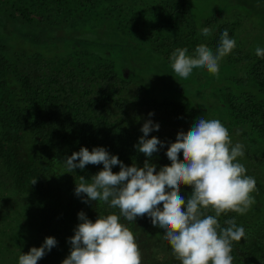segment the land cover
Segmentation results:
<instances>
[{
	"label": "trees",
	"instance_id": "obj_1",
	"mask_svg": "<svg viewBox=\"0 0 264 264\" xmlns=\"http://www.w3.org/2000/svg\"><path fill=\"white\" fill-rule=\"evenodd\" d=\"M130 3V0H39V4H36L29 0H0V121L4 127L0 138V169L4 171L3 178L10 186L28 188L34 200L42 206L41 217L44 219L75 216L84 212L88 220L95 222L98 216L119 215L118 209L109 208L99 201L85 204L82 202L86 198L84 194L79 197L75 195V186L80 182L78 177L83 176L87 181L101 171L103 165H87L83 170L65 173L61 161L66 157L82 147L90 152L93 148L103 147L125 166L135 163L137 167H143L145 159H149L158 172L161 167L170 166L165 153L169 144L176 141L177 133H186L200 118L195 113L196 120L181 123L177 116L190 109L187 104L148 96L140 84L118 76L112 64L109 69L103 66L106 70L103 73L80 75L71 66L70 55L44 58V51L36 52V47L42 42L37 35L43 36L47 32L38 27L37 21L49 23L51 10H55L58 17L63 14L61 10L69 5L82 9L84 6L92 8L95 5ZM136 3L162 6L161 21L152 26L150 32L153 34L151 37L155 34L164 36L165 44L171 45L167 47L171 52V49L174 51L186 45H197L195 36L198 29L196 22L190 19L189 0H158L157 3L136 0ZM34 4L43 6L38 8ZM166 5L168 7L165 8ZM37 10L42 11L40 19L35 21L30 16ZM124 19L127 22L129 16ZM55 25L53 23L49 27L59 30ZM20 26L23 30L28 29V32L24 30L18 33ZM200 27L204 28V24ZM225 29L232 37L231 25L221 27L218 38L210 41L209 47L219 46ZM146 40L154 42L153 39ZM29 44L32 50L28 48ZM158 45L157 42L154 50L168 61L170 55L158 49ZM76 53L71 54L72 57ZM244 79L254 82L260 91H264V57L255 55L252 58ZM236 84L241 85L243 81L238 79ZM221 97L226 105V120L220 122L229 126L236 137L234 142L239 141L243 146L245 154L238 158L239 162L246 168V175L255 179L256 187L261 188L259 182L264 177L262 106L253 100L238 105L233 102L229 90L223 92ZM149 113L153 115L149 116ZM149 119L153 124H159V130L150 132L146 139L156 137L164 147L151 158H146L134 146L143 135L141 127ZM77 126L86 129L78 137L72 134ZM114 134L121 137L113 136L112 141L110 136ZM115 141H126L131 145L115 151L108 149L107 145ZM255 148H259V153ZM178 159L182 162L183 155L180 154ZM119 170L118 165L112 168L114 174ZM191 191V187L182 185L180 195L187 199ZM254 199L255 203L247 213L239 215L230 212L219 217L222 227L226 226V219L235 218L237 225L245 230L244 238L232 244L233 264H264V203ZM120 222L134 234L141 252V264H180L163 238V230L153 227L149 217H138L134 222L121 218Z\"/></svg>",
	"mask_w": 264,
	"mask_h": 264
},
{
	"label": "clouds",
	"instance_id": "obj_2",
	"mask_svg": "<svg viewBox=\"0 0 264 264\" xmlns=\"http://www.w3.org/2000/svg\"><path fill=\"white\" fill-rule=\"evenodd\" d=\"M211 32L209 27L201 29L204 37ZM235 47L236 41L225 29L215 52L206 44L198 45L191 56L187 48H177L169 57L170 66L181 79H188L194 69L218 75L220 61ZM255 55L264 57V48L257 47ZM158 130L159 124L150 119L140 129L143 135L134 147L146 158L164 147L156 137L146 139L150 132ZM180 154L182 162L178 159ZM244 154L241 144H232L229 131L220 120L203 117L197 118L186 133H177L176 141L169 144L165 153L170 166L161 167L158 172L149 159H145L143 167L135 163L125 166L103 147L91 152L80 148L61 161L65 173L83 170L87 165L102 164L103 169L87 181L78 177L75 195L84 194L85 204H107L118 209L119 215L98 216L92 222L84 212L78 213L81 223L69 238L70 254L62 264H141L134 234L120 221L123 218L134 222L145 216L153 227L163 230V238L180 264H233L232 244L244 238L245 230L235 218L226 219V226L222 227L219 217L230 212L243 215L255 203L252 193L257 191L256 181L246 175V168L238 159ZM117 165L120 170L114 174L112 168ZM35 183L36 178L32 181ZM182 185L192 189L187 199L180 195ZM56 244L55 238H45L39 248L21 254L18 264H37Z\"/></svg>",
	"mask_w": 264,
	"mask_h": 264
},
{
	"label": "rangeland",
	"instance_id": "obj_3",
	"mask_svg": "<svg viewBox=\"0 0 264 264\" xmlns=\"http://www.w3.org/2000/svg\"><path fill=\"white\" fill-rule=\"evenodd\" d=\"M29 1L39 4V0ZM130 1V5H95L92 8L84 6L82 7L84 10L69 5L61 10L63 14L58 17L56 11L51 10V15L48 16L49 23L37 21L38 27L47 32L43 36L37 35L42 42L36 47V52L44 51L42 54L44 58L70 55L73 64L71 66L80 75L103 73L106 71L103 66L109 69L112 64L118 76L140 84L148 96L187 104L190 109L177 116L181 123L196 120V114L205 119L225 122L226 105L221 94L226 90L230 91L234 103L239 105L253 100L261 105L264 111V91H260L254 82L244 79L249 63L255 56V49L264 48V0H189L190 19L196 22L198 30L195 36L197 45H186L187 54L193 55L195 48L200 44L209 47L210 41L218 38L220 28L230 25L231 38L236 41V47L220 61L218 75H212L204 69H194L188 79L178 77L170 66V59L166 61L161 53L154 50L158 42L160 46L158 49L161 48V51L170 56L173 52V49L172 52L167 49L171 45L165 44L164 36L155 34L151 37L152 26L158 25L161 21L160 14L164 11L162 6L136 5V0ZM34 6L41 8L43 5ZM41 11H35L30 17L35 21L40 19ZM128 16L129 19L125 22L124 17ZM53 23H56L55 26L61 31L52 27ZM202 24L212 29L209 37L201 35ZM49 25H52L51 28ZM18 30V33L24 30L28 32V29L23 30L22 26ZM181 31L186 33L183 29ZM146 39H153L154 42ZM27 46L33 49L31 44ZM209 48L213 52L216 50L213 47ZM75 52L77 55L72 57L71 54ZM238 79L242 80L243 84H236ZM226 128L232 144L239 143L234 142L236 137L229 126ZM3 129L0 121V138ZM73 129L75 130L72 134L77 137L86 131L83 126ZM113 136L121 137L119 134L111 135L112 141ZM130 145L126 141H115L107 145V148L115 151ZM255 150L259 153V148ZM3 174L4 171L0 169V264H18L21 254H27L33 247L39 248L47 237L55 238L57 244L46 252L37 264H62L70 254L69 238L74 235L76 226L81 223L78 215L44 219L41 217L42 206L34 200L28 188L10 186L3 178ZM259 183L262 187H256L257 191L253 192L252 196L264 203V177Z\"/></svg>",
	"mask_w": 264,
	"mask_h": 264
}]
</instances>
